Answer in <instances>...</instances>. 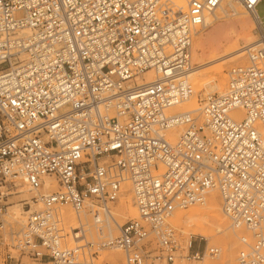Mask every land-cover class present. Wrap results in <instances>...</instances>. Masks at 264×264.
I'll use <instances>...</instances> for the list:
<instances>
[{"label":"built area","instance_id":"2783aa9c","mask_svg":"<svg viewBox=\"0 0 264 264\" xmlns=\"http://www.w3.org/2000/svg\"><path fill=\"white\" fill-rule=\"evenodd\" d=\"M221 1L0 0V245L49 264H91L100 248L120 249L125 264H195L220 249L201 236L182 246L170 218L216 190L230 224L250 235L237 264H264L260 0H237L258 21L247 65L198 108L173 109L194 95L192 37ZM146 71L154 79L138 83ZM16 177L39 207L21 200L29 212L14 230L3 216ZM43 177L56 188L40 193ZM123 181L137 217L118 225Z\"/></svg>","mask_w":264,"mask_h":264},{"label":"bare ground","instance_id":"6f19581e","mask_svg":"<svg viewBox=\"0 0 264 264\" xmlns=\"http://www.w3.org/2000/svg\"><path fill=\"white\" fill-rule=\"evenodd\" d=\"M173 2L176 3L177 5L183 6L186 0H173ZM249 13L251 14V18L254 20V22L257 25V36H258L259 35L258 21L252 15L251 12ZM210 14L212 18H210V20H207L206 17ZM251 18H249V16L246 15V12H244L237 4V2L233 0H222L218 7H216L212 12L205 15L203 27L200 28L201 30L199 29L197 30V32H195L194 35L196 34L197 35L193 40L194 41L193 44L191 43V54H190L191 62L193 58L194 63L196 65L195 66L192 65L193 68L191 69V72L188 75V79L193 83L192 86L194 85V87H196L195 89L197 90L199 89L200 85L204 82L203 76L207 74H209L210 77L214 76L215 84H219V79L223 78V74H222L223 66H225L229 62H232L236 58L242 57L245 54V50H247L248 47H252L259 42V37L257 40H254L253 36L249 31V28L248 29L245 28V26L248 23H250ZM235 23H238L241 28L244 27L245 30H242L240 28L241 31L236 32L234 26ZM204 64H210L211 66L205 68L206 66H204ZM142 77L143 79H141L140 77L137 79L138 83L148 82L154 79V75L152 74L151 71L144 72ZM211 87H214V80H212ZM224 88L220 90L218 88L216 90H212L205 94L210 95L213 93H219L222 92ZM187 103L193 105L191 108H198V106H195L194 95L191 97L189 101H187ZM182 104L183 103L176 105L175 107H173V109L178 111L188 110V108L176 109L177 106L178 107L182 106ZM191 108L189 107V109ZM21 180L24 179L22 177L14 178L13 189L17 187L21 189L20 195L18 196L25 195V187L23 186L20 187L22 183H25V181H21ZM43 180L44 182L41 187V191L43 190L42 193L48 192L47 189L48 187L51 188L50 190L56 188V184L49 177H43ZM3 189L4 187H1V191H4ZM130 190L131 187L129 182L123 181L121 183L119 204L117 206H113L111 209V214L117 220L118 225L121 224L120 221L118 220L119 217H123L126 214V212H128L130 215L134 213L133 210L134 208L129 203ZM31 194L34 196L36 195L33 190ZM21 199H29V197H21ZM21 199L19 198L17 201ZM201 204L202 206L197 207V209L195 208V211L189 212L191 213L192 219L195 218L202 219L201 224L204 226H202L199 229L197 228L196 230L197 235L207 239L208 243H210V241H214V242L221 241L224 244V252L221 261L219 263H205V264H234L237 239L239 241V238L242 237L241 234H245L246 232L242 229H234V231L227 230L228 217L222 212L220 200L218 198V193L216 190H210L205 197V201ZM19 205L21 204L16 202L8 207L10 208V210L12 209L17 212L19 217L17 219L23 221L25 215L28 214L29 210L22 209V207H20ZM37 205H38L37 207H39V204ZM176 210H181V209L180 208L175 209L173 214L176 212ZM173 214L172 216H174ZM180 214L181 215L179 220L183 222L184 215L182 213ZM60 215L64 220V222L67 224V226L74 227L76 225V216L69 206L61 207ZM176 217H179V215L175 216V218ZM115 227L117 228L116 224L113 227H110V229L112 228L113 230L115 229ZM188 240L189 238H187L186 240L187 242L186 246L188 244ZM219 255L220 254H218L217 256ZM118 257H119V253L116 254L114 253L113 255H109V258L113 261L114 264L116 263ZM203 261L204 260L202 259L200 263H202Z\"/></svg>","mask_w":264,"mask_h":264},{"label":"rangeland","instance_id":"374dc122","mask_svg":"<svg viewBox=\"0 0 264 264\" xmlns=\"http://www.w3.org/2000/svg\"><path fill=\"white\" fill-rule=\"evenodd\" d=\"M233 1L237 2V4L240 6V8L244 12H246V15L249 16V18H251V14L249 12H247L238 1H236V0H233ZM256 11H257L259 17L261 18L262 26L264 28V0H260L259 3L256 5ZM210 18H212L211 14L206 17L207 20H210ZM234 26H235L236 32H240L241 29L245 30L244 27L241 28L238 23H235ZM245 28H247V29L249 28V31H250L251 35L253 36L254 40L258 39V36H257V25H256V23L254 22V20L252 18H251L250 23H248L245 26ZM202 30H204V29H202ZM196 35H194L192 37V44L194 42L193 40L195 39ZM247 62L248 61H247L246 52H245V54L242 57L236 58L232 62H229L225 66H223V68H222L223 78L219 79V84H215V77L214 76L210 77L209 74L203 76L204 82L200 85L198 90L195 89L196 87H194V85H193V88L195 90L194 91L195 106H199L200 100H202L206 96L205 93L210 92L212 90H216L218 88L220 90V89H223L225 87L226 78H227L226 74H227V71L231 67L237 66V65H244V64H247ZM192 65L193 66L196 65L194 63L193 58H192ZM204 66H206L205 68H207V67H209L211 65L210 64H204ZM212 80H214V87H211ZM190 83L193 84L191 81H190ZM185 103H183L182 106H179V107L177 106L176 109H187V108L189 109V107L191 108L193 106L190 103H187V102H185ZM186 106H189V107H186ZM21 181H24V180H21ZM22 186L25 187V195L18 196V195H20V192H21V189H19V187L15 188V189H13V187H11L8 190V192H10V195L7 196L8 206L18 202V203L21 204L19 206L22 207V209H26V208L23 207V204H22V201H21L23 199H21V197H29V199H26V200L28 201V203H30V210L36 208L38 205L33 203L32 199H31L32 197H34V195L31 194L32 190H30V188L27 186L26 183H22L20 187H22ZM3 190H5V189H3ZM42 191L40 190L39 192L42 193ZM129 193H130V202L129 203L134 208L133 209L134 213L132 215H130L128 212H126V214L123 217H119L118 220L120 221L121 224L123 222H125L127 219L135 218L137 216V212H136V209H135V207L133 205V201H132L131 190H130ZM19 198L21 200L17 201ZM118 204H119V199H118V201L116 203H114L113 206H117ZM8 206H7V209H6V214L3 216V219L6 220V222L9 223L13 227L14 230H17L25 222L26 215H25L24 220L20 221L19 219H17V218H19L17 212L12 210V209L10 210V208ZM199 206H202V204L192 205V206H189V207H187L185 209L176 210V212L178 211L177 212L178 214L175 212L176 214L174 213L173 214L174 216H172V218L170 219V223L176 229V231L178 233L179 241L181 242L182 246L185 244V241L187 240V238H189V236H192L193 238H196V240H198V238H199V235H197L196 230H197V228L199 229L202 226H204V225L201 224V220L202 219H200V218L199 219H197V218L192 219L191 218V213H189L191 211L192 212L195 211V208L197 209V207H199ZM63 207H66V206H63ZM180 213H182L184 215L183 222H181L179 220L180 215H181ZM177 215H179V217L175 218V216H177ZM175 220H176V222H175ZM227 223H228V229L227 230H229V231H232V230L234 231V229H242V230L245 231V229L243 227L232 226L230 224L229 219H227ZM64 226L68 227L65 222H64ZM245 232L246 233L245 234H241V236L250 237L249 233L247 231H245ZM87 236L94 237V230L90 229L89 233L87 234ZM8 239L9 238L7 237L5 240L8 241ZM203 241L207 242V244L209 246L218 247L220 249V252H219L220 255L219 256H215V257L205 256V257L202 258L204 260L202 263H200V261H202V259H200L195 264L219 263L221 261V259H222V255H223V252H224V244L221 241H219V242L218 241L217 242L210 241V243H208V240L205 239V238H203V240H201V242H203ZM70 244L74 245V243H70ZM8 247L9 248H6L5 246L0 245V264H49L46 261H42V262L35 261L33 258L29 257L28 255L20 253L14 247H12V246H8ZM241 248H242V245H241L240 241H238V239H237L234 264H237L236 257H237L238 251ZM6 252H8L11 257L5 263L4 262V254ZM114 253L115 254L119 253V257L117 258L118 261L116 260L115 264H125L124 263V254H123V252L120 249H117V248L95 249V253L89 255L88 258H89V261H90L91 264H114L113 261L109 258V255H113Z\"/></svg>","mask_w":264,"mask_h":264}]
</instances>
